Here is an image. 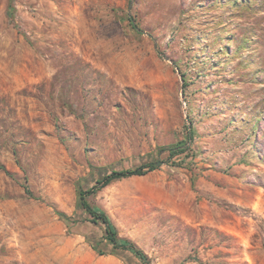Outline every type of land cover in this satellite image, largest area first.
<instances>
[{
	"label": "rangeland",
	"instance_id": "374dc122",
	"mask_svg": "<svg viewBox=\"0 0 264 264\" xmlns=\"http://www.w3.org/2000/svg\"><path fill=\"white\" fill-rule=\"evenodd\" d=\"M151 163L88 198L121 239L264 264V0H0V264H142L77 189Z\"/></svg>",
	"mask_w": 264,
	"mask_h": 264
},
{
	"label": "trees",
	"instance_id": "16d2710c",
	"mask_svg": "<svg viewBox=\"0 0 264 264\" xmlns=\"http://www.w3.org/2000/svg\"><path fill=\"white\" fill-rule=\"evenodd\" d=\"M135 29H138L135 26ZM182 144L175 145L169 148L171 156L175 157L180 153H183L181 150ZM148 168L149 171H154L156 167L153 163L145 165L142 167H137L135 169H113L109 174H105L103 177L102 168L92 167V171L88 178L83 180L84 185L80 184L77 189L78 198H77V209L85 211L90 217V222L93 224H101L104 226V236L101 240H88L92 244V248L99 253L100 255H106V248H111L112 255H120L122 252H128L142 264H151L150 258L142 250H140L135 244L121 239L114 228L110 218L104 212L93 208L88 201V198L97 193L98 191L106 188L112 182L116 180H121L124 178L134 177V176H143L145 175L144 169ZM59 216L64 221H71L65 213H60ZM89 221V220H88Z\"/></svg>",
	"mask_w": 264,
	"mask_h": 264
},
{
	"label": "water",
	"instance_id": "95a60500",
	"mask_svg": "<svg viewBox=\"0 0 264 264\" xmlns=\"http://www.w3.org/2000/svg\"><path fill=\"white\" fill-rule=\"evenodd\" d=\"M160 165H162V163H157V166H160Z\"/></svg>",
	"mask_w": 264,
	"mask_h": 264
}]
</instances>
